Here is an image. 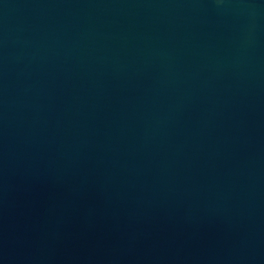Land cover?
<instances>
[{
    "label": "water",
    "instance_id": "water-1",
    "mask_svg": "<svg viewBox=\"0 0 264 264\" xmlns=\"http://www.w3.org/2000/svg\"><path fill=\"white\" fill-rule=\"evenodd\" d=\"M0 264H264V0H0Z\"/></svg>",
    "mask_w": 264,
    "mask_h": 264
}]
</instances>
